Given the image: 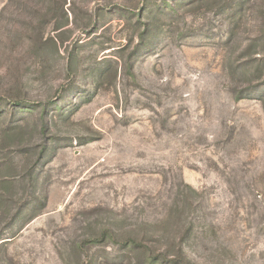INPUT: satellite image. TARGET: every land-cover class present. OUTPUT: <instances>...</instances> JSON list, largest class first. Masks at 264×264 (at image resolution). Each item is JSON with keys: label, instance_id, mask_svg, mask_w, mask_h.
I'll return each mask as SVG.
<instances>
[{"label": "rangeland", "instance_id": "374dc122", "mask_svg": "<svg viewBox=\"0 0 264 264\" xmlns=\"http://www.w3.org/2000/svg\"><path fill=\"white\" fill-rule=\"evenodd\" d=\"M0 264H264V0H0Z\"/></svg>", "mask_w": 264, "mask_h": 264}]
</instances>
